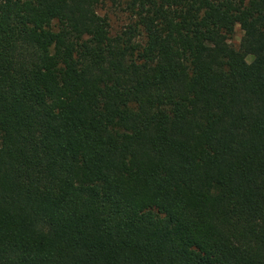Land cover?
<instances>
[{"label": "trees", "instance_id": "16d2710c", "mask_svg": "<svg viewBox=\"0 0 264 264\" xmlns=\"http://www.w3.org/2000/svg\"><path fill=\"white\" fill-rule=\"evenodd\" d=\"M110 2L0 0V264H264V0Z\"/></svg>", "mask_w": 264, "mask_h": 264}, {"label": "rangeland", "instance_id": "374dc122", "mask_svg": "<svg viewBox=\"0 0 264 264\" xmlns=\"http://www.w3.org/2000/svg\"><path fill=\"white\" fill-rule=\"evenodd\" d=\"M104 2V13H108L113 29H120L125 23V15L120 11V9H118L117 7H113L110 0H104ZM241 37L242 33L240 32L239 28H236L235 37L231 41L232 46H234L235 48L238 47Z\"/></svg>", "mask_w": 264, "mask_h": 264}]
</instances>
